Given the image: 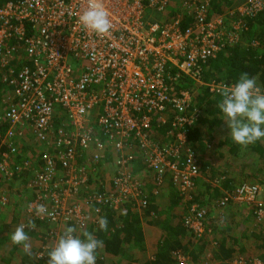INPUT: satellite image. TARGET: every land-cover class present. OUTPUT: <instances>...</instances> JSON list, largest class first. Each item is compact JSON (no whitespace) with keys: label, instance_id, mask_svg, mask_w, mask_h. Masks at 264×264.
<instances>
[{"label":"built area","instance_id":"2783aa9c","mask_svg":"<svg viewBox=\"0 0 264 264\" xmlns=\"http://www.w3.org/2000/svg\"><path fill=\"white\" fill-rule=\"evenodd\" d=\"M169 1L102 0L113 24L106 37L79 24L87 0H7L0 5V78L6 106L0 118V171L10 179L8 156L17 152L19 139L32 134L39 168L29 183L37 194L27 216L46 223L45 234L52 240L66 227L81 230L89 221L96 225L102 207L116 211L130 202L135 212L145 208L142 184L131 173L135 159L152 174L153 194H159L166 179L171 181L191 201L187 226L197 234L204 230L207 211L192 201L200 167L187 144L189 127L201 111L189 110L192 96L185 89L176 92V83L185 76L220 93L225 85L203 81L205 64L238 42L243 17L264 10V0H246L218 15L210 14L206 0H182L192 19L188 25H182L178 14L167 22L152 16L164 13ZM168 108L174 111L175 134L166 141L155 139L150 134L153 114H166ZM109 147L118 170L102 192H87L94 189V166ZM84 154L89 156L82 163ZM261 194L258 185L242 183L224 191L216 205L222 210L251 207L264 227ZM7 202L0 195V203ZM39 204L53 215L37 216ZM91 206L92 216L86 211ZM176 255L182 263L185 258ZM229 264L264 263L239 256Z\"/></svg>","mask_w":264,"mask_h":264},{"label":"trees","instance_id":"16d2710c","mask_svg":"<svg viewBox=\"0 0 264 264\" xmlns=\"http://www.w3.org/2000/svg\"><path fill=\"white\" fill-rule=\"evenodd\" d=\"M2 1L7 0H0V3L2 4ZM170 0L169 6H177L178 8L182 7V0ZM209 4V9L211 10L210 14L218 15L223 13L216 12L217 10H221V7L218 3V0H206ZM246 1V0H244ZM243 1V2H244ZM211 3V4H210ZM243 4V3H240ZM212 5V7H211ZM169 8V7H168ZM175 14H172L171 11L165 12L163 15H158L156 18L160 22H167L171 18L174 17ZM169 18V19H168ZM243 24L244 27L240 31V36L238 37V42H236L234 45H227L223 50L217 53L216 57L209 60L205 64V70L203 71V81L205 83H218L225 86H231L232 84L236 83L239 79V76L242 72H247L250 76H254L257 79L258 85L261 87V89H264V10L261 12H258L253 17H243ZM190 20L185 19L183 22V25H186L189 23ZM230 29V27L228 28ZM1 75V71H0ZM3 83L0 81V90L3 91L4 89ZM179 89H185L190 92L192 99L191 103L189 104V110H192L193 108H198L201 113L199 117L197 118V122L194 123L192 126L189 127L188 130V138H187V144H189L196 154L197 162L200 166V162L198 160L199 154H204V148L210 147L212 149L217 148L219 146H223V153H227V155L230 157V159L224 161L226 163L225 169H222L220 174L226 175V180H221L222 182V188L224 189H231L235 190L237 189V186H235V179L237 177V174H234L232 169L236 168L234 165V161H242L245 162L240 163L239 165L242 167L240 170V173L243 175V179L247 177L248 174L243 173L246 170V167L249 165H252V160L254 158L256 160H263L264 159V139H261L253 144H250L246 146L245 148L247 150H250L248 154L245 153L242 158L240 159L238 157L239 154H242L243 151L246 149H243L241 145L236 144L232 138L231 135H228V137L225 140L220 139L217 143L215 142L217 137V132H219V128L221 126V121L224 119L223 114L221 113L220 109L216 107L221 101L220 93H212L209 92V88L205 86L198 85L196 82L190 80L189 78L183 76L180 78L176 83V92H178ZM4 107V111L6 109V106L2 105ZM0 118L3 116V113L0 112ZM174 111L170 110V108L167 109L166 114H153L152 121H151V129L150 131L154 132L153 137L155 139H161L165 137L169 138L172 137L174 133L173 127H172V117H173ZM162 116H166V121L162 123L161 118ZM171 131V135L167 134L168 131ZM32 135V134H31ZM33 136V135H32ZM229 139V140H228ZM26 141L25 138L22 142ZM19 145V142H18ZM36 146L37 143H36ZM25 145L21 144L17 146V152L16 153H10L11 159L13 157H17L18 163H24L28 162L32 163L29 160L28 155H25L26 149ZM227 148V150H226ZM2 150H5V147H1ZM111 150V149H110ZM252 154V156H251ZM39 157V153H38ZM223 157V156H222ZM237 157V158H235ZM252 157V159H250ZM235 158V160H234ZM10 159V161H11ZM225 159V158H224ZM222 159V160H224ZM21 160V162H20ZM255 161L254 165H260L262 168H258V172H261L264 168V162H258ZM9 161V163H10ZM133 163V162H132ZM245 163V164H244ZM249 163L248 165H246ZM236 164V163H235ZM242 164H244L242 166ZM36 166V165H35ZM37 166H39V161H37ZM13 166L12 168H14ZM216 169V168H214ZM1 172V171H0ZM2 173V172H1ZM262 176L264 178V170L261 172ZM228 175V176H227ZM250 176V175H248ZM195 180V178H194ZM246 180V179H245ZM169 181V180H168ZM220 181V182H221ZM260 183L264 184V181H261L259 179ZM90 182L94 185L93 190H89L87 192L93 191L100 193L104 189V187H99L97 189L99 181L94 180L92 181V178ZM169 183L174 186V184L169 181ZM245 183V182H243ZM240 183L238 187L241 185ZM208 186L211 188V185L208 184ZM174 188V187H173ZM214 190L211 197L208 195L206 196H200L196 193V195H192V201H196V203L201 208H205L207 211V214L204 218V230L202 233L197 234L195 233L191 228H189L186 224L185 218L187 217L185 214L180 215H174V218L177 220V223L172 226L168 221L163 222L160 221V208L158 207V195H153L150 193L149 195H145V198L147 199V205L145 208H143L142 215L149 216L152 213L154 215H151L153 217V222H155V225L159 226L163 230V237L157 242V245L155 246V250L152 253V257H147V250L146 246L142 243L143 241V235L142 231L139 228V215L132 214L128 209L125 210V204L121 206L118 210L114 211L112 208L106 206L102 207V217H106L108 221V230L102 231L99 229L98 223L94 226L97 231V236L100 240L103 241V247L105 251L109 254H120L123 251V246L125 247L126 244L131 245L133 248L138 250L139 256L137 255L136 259H130L128 263H131L132 261H136L137 264H208L207 260H212L217 263H223L224 261H228L230 258L234 257L235 255L241 256L244 259H249L251 255H249L245 248H241L240 245H237L238 242L234 237L231 236H225L226 239H229V243L225 244H219L217 248L212 249L211 248V241L214 239H217V236L215 237L214 229L213 227L208 229V226L206 225L207 222V215L210 210V204L214 207L216 206V201H218V198H222L223 194L217 187L211 188ZM34 191V190H33ZM170 200L174 203H178L181 205H184L188 207L191 203V201L187 198H184L181 192H173L170 194ZM195 196V197H194ZM264 201V200H263ZM159 210V211H158ZM156 213V214H155ZM157 213H160L159 215ZM159 216V217H158ZM226 216H223V219ZM12 221L10 224H6L8 227L9 234H11L15 231L16 227L20 225V221L16 219V217L12 216ZM32 220V222H37L39 220H36L34 218H29ZM122 221V226L120 229H117V221ZM21 224L27 225V222H23ZM170 224V225H169ZM87 225V223H86ZM85 225V227H86ZM240 226V225H239ZM112 228V229H111ZM115 228V229H114ZM1 229L2 226L0 225V244L4 242L1 238ZM3 230L6 232V228ZM25 231H35V229H29L25 228ZM121 232L118 234V232ZM47 232V231H46ZM45 232V233H46ZM111 237L106 236V233H109ZM124 234L125 239L120 238V235ZM244 234V233H242ZM247 235V234H246ZM108 237V238H107ZM250 239L253 240V244L255 245V249H259L263 251V254L261 255V261L264 263V233L262 232H254L251 231L250 235H248ZM47 240H52L47 234L41 233L40 241L42 242L41 246L37 251H35V257L38 259L35 264H46L48 257H47V251L48 249H45L47 245ZM43 251L42 257H37L36 255ZM180 254L185 259L181 263V260L177 257L176 254ZM141 257V258H139ZM4 261L3 259H0V261ZM7 262V261H4ZM102 264V263H101ZM116 264V263H112Z\"/></svg>","mask_w":264,"mask_h":264},{"label":"crops","instance_id":"0c3cea01","mask_svg":"<svg viewBox=\"0 0 264 264\" xmlns=\"http://www.w3.org/2000/svg\"><path fill=\"white\" fill-rule=\"evenodd\" d=\"M244 0H218V3L221 7V10H217L216 12H221V11H226L229 8H235V5L237 6V4L239 5L240 3H243ZM6 2V1H2V4ZM178 2V0L176 1ZM245 2V1H244ZM211 4V3H210ZM1 5V3H0ZM212 7V5H211ZM170 8V6H169ZM178 15L181 16L182 19V25L183 22L185 21V19L188 18V20H190L189 23H187L186 25L190 24L192 22V19H190L188 17V13L187 10L184 9L183 7L178 8ZM226 9V10H225ZM159 15V14H158ZM176 15V14H175ZM169 19V18H168ZM228 27L231 28V23H227ZM2 98H3V91H1L0 93V101L2 104ZM3 105V104H2ZM224 127H227L228 130V134L230 135V129L227 126V123L224 125ZM228 134L226 133L225 135V131L223 133V135L221 137H216L219 138L218 141H220V139L225 140L228 137ZM24 140V138L19 139V145L22 144V141ZM229 140V139H228ZM218 141L215 140V142L217 143ZM17 143V146H19ZM243 149H246L244 146H242ZM220 151L217 152V154L219 155H210L209 153L216 149H212L211 146L210 147H205L203 150L205 151L204 154H199V162H200V173L199 175L195 178L194 180V189L192 191V195H196L199 194L200 196H206L208 195L209 197H211L210 195H212V193L214 192L213 187H218L219 190L222 192L224 191H228L231 192V189H224L222 188V182L221 180H226L225 177L226 175L220 174L219 171L221 172L222 169H225V165L226 163H224V161L227 162L228 159H230V157L227 155V153H223L222 155V149L223 146H219L218 147ZM111 147H109V151L105 154L106 157L102 158V160H100V162L94 166L96 167V171L93 170V172L91 173V178L92 181L97 180L99 181L98 183V187L97 189H99V187H102L103 185L108 186L111 183V177H105V171H106V167L109 165H105V163L109 162L110 159L113 160L112 158L114 157L113 150L111 149ZM249 152H251L250 150H245L242 152V154H239L238 157L241 159L243 157V155L248 154ZM109 153L112 154V157L109 158ZM222 160L221 159V157ZM252 156V154H251ZM217 158H219V160L221 161H217ZM237 158V157H235ZM234 158V160H235ZM11 157L10 155L8 156V162L10 161ZM244 159V158H242ZM250 159H252V157H250ZM254 160H256L254 158ZM252 160V165H249L246 167V170L244 171L243 169V173L245 174H249L252 173L251 176H248L243 179V175L242 173H240L241 170V166L239 165L240 163L245 162L244 160L240 161H234V165L236 168H233L232 171L237 172L234 174H237V177L235 179V186L238 187V185L240 183H250V184H255V185H259L260 187H262L261 185H264L262 183H260L259 181V175H257L258 173H261L264 168L262 169L261 172H258V168H262L261 164L260 165H254L255 161ZM259 163L260 162H264L263 160H256ZM19 161L17 160V157H13L10 161V167H13L14 164L17 165H22V163H18ZM21 162V160H20ZM236 163V164H235ZM246 163V162H245ZM244 163V164H245ZM242 164V166L244 165ZM249 163H247L246 165H248ZM264 164V163H263ZM216 168V169H214ZM131 171H133V174L135 173H139V180L143 183L142 185V191L143 194L145 193V195H149L150 197V193L153 194V191L155 190V184H154V180H153V176L151 174H149L147 172V169L145 168L144 164L141 162L140 159H135L131 165ZM27 171H23L22 173H17L15 174L11 179H7L4 176H0V195H6L8 198V203L12 202V204L17 205L19 204L20 207L18 208L20 210V219H19V223H23V222H27L31 219L28 218V216L26 214H24V209H27V205L28 203L34 198V194L35 192L33 191L32 188L29 187V183L32 179V177H25ZM228 176V175H227ZM258 179V181L256 180ZM221 181V182H220ZM257 183V184H256ZM264 183V182H263ZM208 184L211 185V188L208 186ZM172 185L169 183L168 179L165 180V183L158 189L159 194L156 197L158 200V207L160 208V213H157L158 215L160 214V221L163 222H169L172 226H174L177 223V220L174 218V215H182L186 212V216L189 215V209H190V205L188 207L181 205L178 203H174L170 200V194H172L173 192H177L178 189L177 187L174 185L173 187H171ZM4 187H8V192L5 193L4 192ZM263 193H264V188L262 187ZM179 192V191H178ZM144 195V196H145ZM155 195V194H153ZM183 195V194H182ZM184 196V195H183ZM195 197V196H194ZM172 198V197H171ZM185 198V196H184ZM221 199V198H218ZM194 202V201H193ZM7 203V204H8ZM196 203V201H195ZM6 204V205H7ZM6 205H0V225L2 226L1 229V238L4 242H2L0 244V259H5L4 261H0V264H35L37 262V258L35 257V251H37L39 249V247L41 246L42 242L40 241L41 238V233L45 234V231L47 230V224L44 222H33L35 224V231H27V234L30 237V244H31V252L32 255L29 256L27 254H25V252L23 251L22 246H17V245H13L10 239V234L8 231V227L6 224H10V222L13 220L12 216L9 217L8 214L5 215L4 212L1 213V211H3V209H8V207H5ZM1 207H5V208H1ZM134 206H132V204L129 202L127 204H125V210H129L132 214H137L134 211ZM9 211L12 210L8 209ZM114 210V209H113ZM87 214L92 216L94 215V206L88 207L87 208ZM159 211V210H158ZM26 212V211H25ZM143 210L139 211L138 215H139V228L142 231V235H143V241L142 243L146 246V250H147V257H152V253L155 250V246L157 245V242L164 236L163 235V230L155 225V222H153V217L151 215H154L153 213L149 216H144L142 215ZM156 214V213H155ZM24 215V216H23ZM223 216H226L223 219ZM102 217V214L100 213V216ZM104 217V216H103ZM159 217V216H158ZM250 217V219L253 221L252 225H250L251 222H240V218H246L248 219ZM32 221V220H31ZM169 224V225H170ZM206 225L208 226V229L212 228L214 229V235L215 237L217 236V239H214L211 241V248L215 249L218 247L219 244H225L229 243V239H226L225 236H231L234 237V239L237 240L238 244L240 245L241 248H245L246 252L251 255V257L249 259L246 260H252L254 258H257V256H255V254L253 253V251H258L261 252V255L263 254L262 250L259 249H255V245L253 244V240L250 239L248 237V235H250L251 231L254 232H262L264 233V227L262 225L257 224L255 217L252 213V209L251 207L245 206V207H236V206H228L226 207L224 210L220 209L219 207H217V205L215 206V210L214 207L210 204V210L208 212L207 215V222ZM240 225V226H239ZM122 226V221L118 220L117 221V229H120ZM38 227L40 228V230L38 229ZM3 228H6V232L3 230ZM251 228V229H249ZM112 229V228H111ZM115 229V228H114ZM82 231H88L91 232L95 235V237L97 239V231L98 229L95 228L94 224L91 223L90 221L87 223L86 227H84L81 230H77V235H79ZM121 232L119 231L118 234H120ZM244 233V234H242ZM247 234V235H246ZM106 236L111 237L110 232L106 233ZM121 236H123V239H125L124 234L120 235V238H122ZM107 237V238H108ZM230 244V243H229ZM55 245V242L52 240H47V245H46V249H48V251L51 250V248ZM47 251V253H48ZM251 252V253H250ZM138 250H136L135 248H133L131 245L126 244V246H123V251L120 254H109L105 251L104 247H102L101 249L97 250V260H96V264H112V263H116V264H137L136 261H132L131 263H128L130 261V259H133L137 257V255L139 256ZM254 255V256H253ZM141 258V257H139ZM258 260L261 261V256L258 257ZM48 261V260H47ZM47 264V262H46Z\"/></svg>","mask_w":264,"mask_h":264},{"label":"clouds","instance_id":"9594fccd","mask_svg":"<svg viewBox=\"0 0 264 264\" xmlns=\"http://www.w3.org/2000/svg\"><path fill=\"white\" fill-rule=\"evenodd\" d=\"M79 24L100 37L108 36L113 27L110 13L102 0H87V8L79 16ZM220 96L221 101L216 107L223 114V120L236 144L246 147L264 139V91L258 85L256 77L242 72L236 83L220 89ZM260 188L263 196L262 187ZM29 210H32L31 205ZM45 213L53 215L43 204L35 207L37 216ZM97 223L100 230H108L106 217H99ZM26 227L33 229L35 224L31 220L27 225L20 224L10 239L13 245L22 246L25 254L31 256L30 237L25 231ZM76 233L75 227H66L57 241L52 240L55 245L47 253V264H96L97 250L103 247V241L88 231H82L79 235Z\"/></svg>","mask_w":264,"mask_h":264},{"label":"rangeland","instance_id":"374dc122","mask_svg":"<svg viewBox=\"0 0 264 264\" xmlns=\"http://www.w3.org/2000/svg\"><path fill=\"white\" fill-rule=\"evenodd\" d=\"M246 2V1H245ZM245 2H243V3H245ZM239 5H241V4H239ZM238 4H237V6L235 5V8L236 7H238L239 6ZM178 7L177 6H170V8H168V9H166V11L165 12H168V11H171L172 12V14H177L178 13ZM226 10V9H225ZM228 10V9H227ZM226 10V11H227ZM164 12V13H165ZM164 13H162V14H160V15H163ZM153 17H157L158 16V14H153L152 15ZM230 23H231V21H230ZM232 45H234V44H232ZM0 93H1V90H0ZM2 104H3V102H2ZM2 104H1V101H0V112H4V107L2 106ZM1 115V114H0ZM226 124V122L222 119V121H221V126H220V128H219V132H217V137H221L222 135H223V133H224V131H225V135H226V133L228 134V130H227V127L225 128L224 127V125ZM27 134V136H25V140L26 141H24V142H22V144L23 145H25V149H26V154L25 155H28V156H30L29 157V160L32 162V163H35V164H31V163H26V162H24L22 165H17V164H14V166L16 167V168H10V170H12V176L10 177V179L15 175V174H17V173H22L23 171H27L26 172V174H25V177L27 178V177H34V174H35V171L36 170H38V166H37V161H38V146H36V140H35V138L29 133V132H27L26 133ZM150 134L151 135H153L154 134V132H150ZM229 135V134H228ZM219 140V138H217L216 139V141H218ZM133 144H135V142L133 141ZM110 146H112L111 144H110ZM226 150H227V148H226ZM109 151V150H108ZM218 151H220L219 150V148H216V149H214V150H212L209 154L210 155H218L217 154V152ZM222 152H224L223 150H221ZM113 155H114V153H112ZM112 154L111 153H109V158H111L112 157ZM89 155L88 154H84L82 157H81V159L82 158H87ZM219 156V155H218ZM220 157H221V155H220ZM113 159V158H112ZM221 159H222V157H221ZM85 160L86 159H82V163H84L85 162ZM219 160V158H217V161ZM219 161H221V160H219ZM8 162V161H7ZM29 162V161H28ZM36 165V166H35ZM105 165H109V166H107L105 169H106V171H105V174H104V176L105 177H111V180H112V178H113V176L116 174V172H117V170H118V168L114 165V159L113 160H111L110 159V161L109 162H107V163H105ZM18 167V168H17ZM94 171H96V167H94ZM149 174H151L149 171H147ZM131 173L133 174V171H131ZM152 175V174H151ZM248 175H252V173H249ZM257 175H259V179H261V181H264V178H263V176H262V173H258ZM0 176H4L5 178H7L8 179V177L7 176H5V175H3V173H1L0 172ZM133 177L138 181V182H140L142 185H143V183L139 180V173H135V174H133ZM32 180V179H31ZM257 181H258V179H256ZM257 184V183H256ZM263 188H264V185H261ZM0 187H1V185H0ZM95 187H98V186H95ZM8 187H4V192L5 193H7L8 192ZM37 193H35L34 194V198H35V195H36ZM7 195V194H6ZM34 198L28 203V205H27V209H28V207L34 202L33 200H34ZM260 200H264V193H263V196H260ZM8 203V202H7ZM7 203H5V204H1L0 203V205H6ZM9 206V207H8ZM5 207H8V209H10V210H12V213H11V211H9L8 209H3V211H1V213L2 212H4L5 213V215H7L6 213H9L8 214V216L9 217H11V216H15L16 217V219H20V210L18 209L19 207H20V205L19 204H17V205H13L12 204V202L10 203H8ZM5 207H1V208H5ZM27 209L25 208L24 209V214H26L27 215ZM26 211V212H25ZM24 216V215H23ZM242 221H244V222H251L250 223V225H252V220L250 219V217L248 218V219H246V218H240V222H242ZM37 222H39V221H37ZM38 229L40 230V228L38 227ZM249 229H251V228H249ZM251 253V252H250ZM253 253L255 254V256H257V258H254V259H257L258 260V257L259 256H261V252H258V251H253ZM254 256V255H253ZM237 257H239V256H237V255H235L234 257H232V258H230L228 261H224L223 263H217V262H215V261H212V260H207V262H209L208 264H229V263H231L232 261H234L235 259H237Z\"/></svg>","mask_w":264,"mask_h":264}]
</instances>
